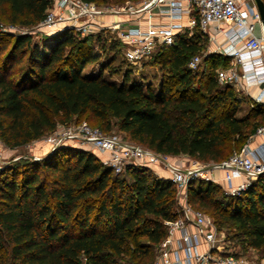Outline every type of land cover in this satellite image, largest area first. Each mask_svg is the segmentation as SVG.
Segmentation results:
<instances>
[{
	"label": "trees",
	"instance_id": "1",
	"mask_svg": "<svg viewBox=\"0 0 264 264\" xmlns=\"http://www.w3.org/2000/svg\"><path fill=\"white\" fill-rule=\"evenodd\" d=\"M51 3L0 0V23L32 27ZM195 25L191 34L178 32L172 44L157 46L143 64L159 66L158 91L144 81H130V66L121 82L105 78L101 70L96 75L83 72L100 58L95 42L101 50L113 43L121 47L108 32L56 39L46 51L33 46L30 34L8 40L0 35V51L8 46L0 55L2 143L23 146L57 123L86 120L105 133L115 127L155 153L185 154L216 164L226 160L231 151L242 149L250 132L264 125V103L248 96L253 103L249 111L235 115L241 99L232 84L216 77L217 70L229 66L230 57L202 58L203 34ZM194 55L201 62L191 69L188 62ZM24 57L25 65L15 76L14 67ZM110 60L104 69L118 73ZM84 113L96 122L71 119ZM256 117L247 132L250 118ZM6 170L10 175L0 177L3 263L151 264L166 235L165 221L179 214L176 188L169 179L157 177L147 166L114 173L90 150L58 146L39 161L27 159ZM186 195L193 208L210 215L216 228L234 225L232 236L241 247L264 255V172L237 195L202 179L190 181ZM4 252L7 258L1 256Z\"/></svg>",
	"mask_w": 264,
	"mask_h": 264
},
{
	"label": "built area",
	"instance_id": "2",
	"mask_svg": "<svg viewBox=\"0 0 264 264\" xmlns=\"http://www.w3.org/2000/svg\"><path fill=\"white\" fill-rule=\"evenodd\" d=\"M117 12L84 0H52L44 18L18 34L39 32L52 40L109 32L113 40L121 43L123 59L131 68L140 69L157 46L172 44L178 32L197 24L213 41L219 33L225 35L217 48L230 57L231 65L217 70V80L244 91L258 85V92L251 98L264 103V34L255 33L261 21L254 0H144L134 20L110 18ZM183 14L188 15L186 25L178 21ZM124 21H133L126 30L120 29ZM222 24L229 25L228 31L223 30ZM94 45L98 50L97 42ZM200 62L201 56L194 55L188 66L196 69ZM48 140L53 142V149L70 145L99 151L104 155L103 163L114 173L127 166H159L165 171L157 174L175 185L179 214L165 221L166 235L158 244L151 264H250L241 255L225 250L212 218L193 208L187 200L190 181L213 180L209 166H198L195 162L182 166L167 155L124 140L115 132L105 133L85 120L61 125ZM213 166L224 170L222 179L230 195L245 190L251 180L264 172V125L256 128L240 151Z\"/></svg>",
	"mask_w": 264,
	"mask_h": 264
},
{
	"label": "rangeland",
	"instance_id": "3",
	"mask_svg": "<svg viewBox=\"0 0 264 264\" xmlns=\"http://www.w3.org/2000/svg\"><path fill=\"white\" fill-rule=\"evenodd\" d=\"M143 1L144 0H114V1H109L106 3H99L96 5H98L99 7H102L106 10L113 9V10L118 11L117 13H115V15L117 17H127L128 19H132V18L136 17L137 14L139 15V13L136 12V10L140 7V5ZM115 15H111L110 18H113ZM129 23L130 22H125V21L121 22L120 29L126 30L129 26ZM195 26L196 25H194L188 29L190 34H191L192 30L195 31L194 30ZM28 28H30V27L17 26V25L14 27H11L9 25L0 23V35H2L5 40H8V39H10L9 37L18 35V32H21V30H26ZM197 30H199V32H201L203 34V37H201L202 46H203L202 52H201L202 58H204L207 54L208 55L209 54H211V55H213V54L222 55L217 48L218 42L211 40L210 35L207 32H203L198 28H197ZM108 34H109V32H108ZM30 35L32 36L33 46L35 48H37L39 51L42 47H44V49H45L44 51H46L48 45L55 43V40H56L55 38L51 40V38L50 39L45 38V36L42 37L39 34V32H32V33H30ZM109 35H111V34H109ZM113 44L114 45L116 44V45L115 46L112 45L110 48L105 47L103 50H101V49L96 50V48H95V52L97 53V55H99L100 58L97 62L88 64L83 69V72L87 73V74L96 75L99 72V70H101L102 74L104 75L105 78L112 80V81L121 82L123 79V72H125V70L127 68H129V64L123 59L122 52H121L120 47H118V44L117 43H113ZM7 47L8 46H6L5 49H7ZM5 49L0 51V55L3 54ZM110 59H113L111 62V66L116 67V68L119 67L118 73H114V74L110 75L109 72L107 71V69H104L105 63H107ZM25 61H26V58L24 57L22 59V61L14 67L15 70L13 73L15 76H17L19 74V70L25 65ZM218 61H219V59H218ZM230 61H231V59L229 60V63H230ZM230 65L231 64H229V66ZM160 74H161V70L157 64H147V65H143L142 68H140V69L131 68V71L129 73V80L130 81H132V80L144 81L145 83L151 84L155 91H158ZM234 90L237 92V95H239V97L241 99L239 109L237 110L235 115L241 116V115L246 114L249 111V108L252 106L253 103H252V101L249 100V97L244 90L238 89L236 87H234ZM76 117L85 118V119L88 118L90 121H92L94 123L96 122L95 119H92L91 117H89L88 113H84L80 116H73L71 119L74 120ZM257 119H259V117H256L255 119L250 118V120H249L250 124L247 127V132H249L251 122L255 121ZM61 125H65V123H57V125L54 129L47 131L40 138L32 140L23 146L7 147L2 143V141L0 139V161H1L0 162V177H3L4 175H10V172L8 170H6V168L9 167L10 165L14 164V163L22 162V161L27 160V159L39 161L42 158H44L50 151L53 150V147H54L53 142L49 141L48 138L51 137L52 134L55 132V130L58 129L59 127H61ZM112 131L121 135V137L124 140H129V138L126 137L124 133L118 131L115 127L112 129ZM252 135H253V133L250 132L249 137H251ZM234 152H235L234 150L231 151L227 157H229ZM98 154L99 155H96V154L95 155L98 157L99 161H101L102 164L106 165L105 163H103L104 155L102 153H98ZM170 158H171V160L178 162L182 166H186V165L193 163V162H195L198 166H203V167L209 166V170L211 171L210 174H211V177L213 180H205V179H202V180L217 183L221 187V189L223 190L224 193L229 194L227 192L225 182L223 181L221 176L218 177L216 175L217 173L215 174V172H217V171L222 172V170H223L220 167L213 166L216 163L198 161V160H195L194 158L189 157L185 154L175 155L173 157L170 156ZM149 169H151L152 173H154L157 177H159L157 173L165 174V171H163L161 168H159V166H151V167H149ZM42 171H43V169L39 168V173H42ZM205 214L210 217V215H208L207 213H205ZM217 229L219 232L218 233L219 236L224 241V244H225L224 248L226 251H231L234 253L237 252L242 257H244L250 264H264V255H263V253H261L260 250L253 249V248L246 247V246H244L242 248L241 247L242 244L240 243V241L239 240L237 241L238 238H234V236H232L233 233H236V231H237L234 228V225H230V226L224 225V226H221L220 229L217 227ZM1 256L3 258L4 257L7 258L6 252L1 254ZM0 264H7V263L6 262L3 263L2 259L0 257ZM123 264H125V263L123 262ZM131 264H133V263H131Z\"/></svg>",
	"mask_w": 264,
	"mask_h": 264
},
{
	"label": "crops",
	"instance_id": "4",
	"mask_svg": "<svg viewBox=\"0 0 264 264\" xmlns=\"http://www.w3.org/2000/svg\"><path fill=\"white\" fill-rule=\"evenodd\" d=\"M157 18V17H156ZM112 19H119V20H126V19H128L127 17H113ZM130 20V19H129ZM131 20H134L133 18L131 19ZM158 21H162L161 19H157ZM163 21H165V20H163ZM178 21H180L183 25H186L187 24V21H188V15L187 14H183L179 19H178ZM131 23L133 22V21H130ZM222 27H223V30H227L228 31V29H229V25L228 24H222ZM209 31H211V29L209 30ZM261 31H262V29H261V26H259V25H256V28H255V33L257 34V35H259V34H261ZM224 39H225V35L223 34V33H219L218 35H216V41L218 42V43H222L223 41H224ZM264 55V54H263ZM258 90H259V86L258 85H252V86H250L248 89H247V91H245L246 92V94L251 98L252 97V95H255L257 92H258ZM252 99V98H251ZM253 100V99H252ZM255 141L256 142H258L259 141V138H257V139H255ZM86 150H90V151H92L93 153H95L96 155H99L98 153H100L99 151H97V150H95V149H86ZM211 172V171H210ZM213 173V172H212ZM217 173V174H216ZM215 174L218 176V177H220L221 176V178H223V175H224V171L222 170V172L221 171H217V172H215Z\"/></svg>",
	"mask_w": 264,
	"mask_h": 264
},
{
	"label": "water",
	"instance_id": "5",
	"mask_svg": "<svg viewBox=\"0 0 264 264\" xmlns=\"http://www.w3.org/2000/svg\"><path fill=\"white\" fill-rule=\"evenodd\" d=\"M256 9L260 15V21H261V27H262V33L264 34V3L262 0H254ZM219 164V163H217Z\"/></svg>",
	"mask_w": 264,
	"mask_h": 264
}]
</instances>
